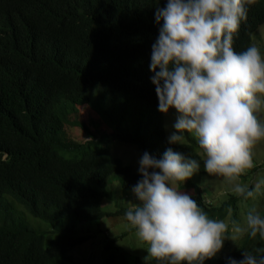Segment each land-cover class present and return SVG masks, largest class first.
Here are the masks:
<instances>
[{"label": "trees", "instance_id": "obj_1", "mask_svg": "<svg viewBox=\"0 0 264 264\" xmlns=\"http://www.w3.org/2000/svg\"><path fill=\"white\" fill-rule=\"evenodd\" d=\"M166 3L0 0V264H72L70 249L93 235L76 232L78 222L126 218L128 206L101 207L109 198L108 176L135 186L142 175L111 152L112 139L134 143L141 155L157 159L172 148L199 161L198 173L205 172L194 135L186 132L182 144L169 143L151 81L160 26L155 11ZM246 7L247 20L233 36L237 52L250 46L251 32L264 23V0ZM79 105L98 115L94 130L80 118ZM67 126L80 128L86 138L71 137ZM180 187L193 189L190 196L216 220L231 208L235 213L241 198L232 194L215 205L196 181ZM28 214L46 221L55 235L45 240ZM129 230L103 236L98 264H167L124 252L117 239ZM258 248L264 240L246 232L238 245L204 264H229L230 257L239 261L243 251L255 254Z\"/></svg>", "mask_w": 264, "mask_h": 264}, {"label": "clouds", "instance_id": "obj_2", "mask_svg": "<svg viewBox=\"0 0 264 264\" xmlns=\"http://www.w3.org/2000/svg\"><path fill=\"white\" fill-rule=\"evenodd\" d=\"M256 0H167L156 7L159 35L152 45L150 69L158 109L178 115L169 143L182 144L194 133L203 150V168L223 177L237 196H256L264 179L253 188L239 182L253 168V148L264 140V123L256 112L264 108V54L253 44L241 52L233 36L247 20V5ZM159 5V4H158ZM159 69V70H157ZM5 160L7 156L5 155ZM142 179L132 191L138 199L125 212L136 236L148 245L150 257L167 264H204L247 232L264 240V218L255 209L246 227L209 218L181 184L200 170V162L168 148L162 159L145 152L140 161ZM152 169V171H149ZM159 171H155V170ZM229 264H264V248Z\"/></svg>", "mask_w": 264, "mask_h": 264}, {"label": "rangeland", "instance_id": "obj_3", "mask_svg": "<svg viewBox=\"0 0 264 264\" xmlns=\"http://www.w3.org/2000/svg\"><path fill=\"white\" fill-rule=\"evenodd\" d=\"M253 44L257 45L261 49V53L264 54V23H260L251 32L250 45ZM78 109L80 118L89 124L92 130H94V125L91 124V121L97 120L98 115L96 112L86 105H79ZM256 113L259 115L260 121L264 123V108H261ZM162 114L165 133L169 137L170 134L175 131L172 125L174 124L178 113L175 108H170L168 113ZM98 125L100 128H104V125L100 123ZM66 129L67 133L76 140H83L86 138V134L76 126H67ZM191 134L195 136L194 133ZM183 141H186V138H184ZM110 150L113 154L119 156L123 162L131 164L135 169L140 167L139 161L142 155L136 144L124 142L119 139H112L110 141ZM198 151L204 159L202 150L198 148ZM252 152L255 166L247 170L239 180L240 183L248 185L250 188H253L260 179H264V140L259 141L254 146ZM189 179L196 181L200 185L203 198L212 204L217 205L227 199L228 196L234 194L232 192V184L228 183L221 176L209 175L205 171L204 173L196 172ZM133 187L134 186H121L118 183L116 174L111 173L108 176L107 185L109 198H107L108 196L103 198L101 207L105 210H112L116 205L131 207L133 203H138L139 201L132 191ZM182 191L189 195H192L193 193V189H185ZM253 209H255L256 213L264 216V185L261 186L260 192L254 197L246 199L241 196L236 202V212L232 213L231 208L227 216L222 219V221L229 225V235L231 234L232 221H236L242 227H246L247 213ZM29 218L30 222L35 227L45 233V240H48L55 235V232L51 231V226L43 219L31 215H29ZM128 229L131 230L117 239V245H119L124 252L137 254L141 259L149 258L150 256L147 251L148 245L136 236V230L129 225L126 218L122 215H106L98 222L87 220L77 223L74 228L76 232H90L93 235L89 240L70 249V252L74 255V261L72 264H98L100 258L99 247L103 236L120 235L123 231ZM245 233L239 235L235 241L226 238L222 249L216 255L221 256L234 246L238 245Z\"/></svg>", "mask_w": 264, "mask_h": 264}]
</instances>
